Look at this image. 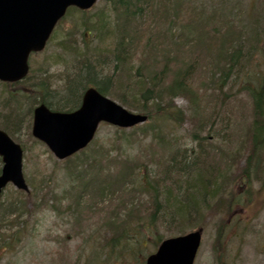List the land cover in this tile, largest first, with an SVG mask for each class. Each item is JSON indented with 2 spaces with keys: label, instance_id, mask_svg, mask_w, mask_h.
I'll use <instances>...</instances> for the list:
<instances>
[{
  "label": "rangeland",
  "instance_id": "rangeland-1",
  "mask_svg": "<svg viewBox=\"0 0 264 264\" xmlns=\"http://www.w3.org/2000/svg\"><path fill=\"white\" fill-rule=\"evenodd\" d=\"M174 1L176 0H160L156 6L157 14L154 16L146 14L140 17L141 25L150 23L152 27L158 29L161 26L159 18L167 11L170 3H175ZM181 2L184 6V16L188 15L185 25L188 21L190 25L186 28L183 37L185 40L178 41V46H187L186 35L190 32L197 33L199 30L207 32L208 26L215 25L223 19L242 28L251 44L254 46L258 44L256 49L251 50L253 64L250 74L253 75L257 68L264 71V40L256 42L257 36L264 37V0H181ZM108 7L105 0H99L86 15L69 12L55 28L46 49L30 57V73L27 79L10 88L0 83V127H5L8 130L7 133L13 134L12 139L25 148L24 176L46 181L41 185V195L52 196L57 193L60 197V204L56 205L58 211L49 202L39 211L27 214L28 216L20 213V219L11 231L10 227L5 228L10 235L4 238V243L9 245L0 249V264H145L146 257L155 253L161 240L172 237L171 235L174 234L178 236L195 231L198 228H202L201 244L193 264H264V147L257 151L254 157L255 162L252 166L250 165L247 172V179L236 180L235 177L247 164L243 157L244 151H247L246 129L252 119V102L241 91L239 82H229L223 92L231 97L226 101L224 99L225 105L218 109L222 101L220 93L217 90L205 91L206 88H216V82L215 84L208 82L210 74L207 70L208 66L193 69L190 77V82L195 89L203 88L200 93H202L201 98H205L202 102L199 101L201 120L209 119V114L218 109V114L225 117L224 120L219 118L218 122L224 123L227 128L225 132H221L217 127L219 130L217 133H210V136L214 137L211 142L209 141L214 154L205 156L206 161L202 164L206 168L213 166L214 171H217L207 176H215L223 170L227 174L225 179L228 182L223 184L219 195L214 200L210 197L206 198L201 205V197H199L197 211L193 210V214H190L194 222L189 227H186L183 232L171 233L178 221L172 219L169 212L165 211L163 201L164 197L168 196L166 192L169 190H171V197H175V188L169 189L171 178L181 183L185 178L174 175L170 168L165 169L169 160L168 150L179 148L186 153V150L191 151L195 148L191 134L199 119L194 120L193 125L190 112L180 125L167 124L164 127L161 122H158L161 130L155 137L149 132V127L152 125L149 119L143 125L122 132H117L115 128L108 125L100 126L96 133L95 144L97 148L102 149V168L100 169L107 171L111 185L99 193L94 183V191L83 194L82 204L78 208L74 207L75 200L72 194L67 195L64 192L67 190L64 188L76 184L77 179L74 178V174H71L74 165L69 162H59L30 134L32 111L40 102V92L36 87L43 83L46 86L44 90L49 95L46 99L54 105L64 98L66 79H70L74 74V67L70 65L73 62V54L62 55L58 46L61 42L70 41L75 42L79 49L82 48L84 46L82 19L89 18L90 22L97 21L102 24L114 23L115 15L109 11ZM137 24L138 21L129 23L130 29L138 32V38L132 44L134 52L131 50L134 60L126 67L130 70L129 75L136 72L134 69L137 68L138 58H141L142 54L144 60L146 59V69L150 73L158 67L159 63V60L151 58L148 49L144 47L145 39L140 36L144 27L139 29ZM168 28L164 30V33L169 31ZM85 41L88 40L85 38ZM90 49L95 50V48ZM104 49H110L107 40L103 41L102 49L99 48L97 52H94L95 56H100V66L96 69V73L100 72L101 75L111 74L113 70L112 63H109L112 59L107 56V51H103ZM199 52L193 50L192 53H188V57ZM180 65L177 61L170 63V72L163 83L172 79V73L174 74ZM202 82L205 85L201 87ZM123 86L124 84H117L114 93L120 95L124 90ZM28 89H33L34 92L29 94L26 91ZM139 102L143 101L139 100ZM174 102L177 107L187 110V101L184 98L177 97ZM131 112L139 111L131 110ZM197 134L201 136L203 132L197 131ZM163 142H169V145ZM223 143H227L231 150H237L233 155L228 148L224 147L225 156H221L226 160L224 162L216 154L220 152L216 148L223 146ZM91 148L93 147H88L76 157L81 159L82 155L89 152ZM211 157H215L213 159L217 161L216 164L210 163ZM188 162L186 171L189 170L190 163H197V157L189 159ZM124 163H136L137 167L143 171V176L129 172L122 176L126 178L125 188L128 189L126 194L120 191L119 183H113V180L117 178L114 173L121 172ZM198 165L203 168L200 164ZM210 171L213 172L212 168ZM127 178H158L151 179L157 182V184L153 183V190L157 203L160 205V207L157 206L160 211L155 213L157 215L155 218H151L154 211L152 201L154 194L144 191L146 184L137 182V186H134L135 181L130 182ZM195 179L187 178L182 188L188 189V184ZM164 180H168L169 184ZM100 185L104 188L103 184ZM148 186L151 187L152 183H148ZM215 186L211 185L212 188ZM10 188L13 187L7 186L2 194L6 196ZM223 193L234 201H230V207L226 210L218 208V211H212L213 203L223 197ZM228 194L231 195L228 196ZM26 201V208L31 210V197ZM70 207L74 210H70ZM134 207L136 208L133 210V217L130 215V210ZM122 219L125 221L120 225L118 221ZM119 225L120 230L126 228L125 239L112 250L110 241L107 239ZM13 230L15 232L18 230V234L12 235Z\"/></svg>",
  "mask_w": 264,
  "mask_h": 264
},
{
  "label": "trees",
  "instance_id": "trees-1",
  "mask_svg": "<svg viewBox=\"0 0 264 264\" xmlns=\"http://www.w3.org/2000/svg\"><path fill=\"white\" fill-rule=\"evenodd\" d=\"M159 1L160 0H113L114 12L117 17L112 28H110L109 23L101 24V22L97 21L90 22L89 18L82 19L81 29L83 32L84 46L79 49L75 45V42L70 41L61 42L58 46L62 55L73 54V62L70 65L74 67V74H72L70 79H66V94L64 98L62 97L63 99L54 105L47 101L46 98H49V95L45 92L44 88L46 89V86L43 83L40 84L38 89L41 103H44L55 111H71L79 106L83 90L89 85H94L101 94L113 96L127 108L147 114L148 119L152 121L149 132L154 137L157 133L159 134L161 130L158 127L160 126L158 122H161V125L164 127H166L167 124L180 125L186 119V116H188V112L191 113L193 125V121L199 119L196 126H194L195 130L191 134V138H193L195 142V148L191 151L186 150V153L179 148L169 149V160L165 165V169L166 167L170 168L171 173L174 175H179L182 178L184 176V182L187 178H196L191 181L192 183L190 182V184H188V189L185 187L182 188L184 182L181 183L171 178L172 181L169 185V189L172 187L175 188V197H171V190L166 192L168 196L164 197L163 202L166 207L165 211L167 210V212H169L172 219L178 221L176 222L177 226L171 230V233H177L183 232L186 227H189V225L194 222L190 214L197 211L198 204L200 203L199 197H201V205L206 198L210 197L211 200H214L219 195L223 184L227 182L225 180L227 174L223 170L219 171L215 176H207L210 173L213 174L214 167L211 166L213 170V172H211V168L204 167L205 165H203L202 162L205 163V156L209 157L214 154L210 144L212 141L211 139H214V137H211L210 133H217L219 130L225 132L227 128V125L218 122L219 118H222V120L225 118L218 114V109L223 107L225 101L231 97L226 92H223L224 87L229 82H239L241 91H243L249 97L250 102H252V119L250 120L248 129H246L247 140L245 146L247 147V151H244L245 155L243 157L247 164L241 168L238 176H235L236 180L247 179L249 167L253 165L257 151H259L264 144V71L261 68H257V70H254L253 75L250 74V68L253 64L251 50L252 48L256 49L258 44L255 46L251 44L248 41V37L244 35L242 28L237 27L233 22H227L223 19L219 20L220 23L218 22L215 25L208 26L205 23L209 27L207 32L202 30L197 31V33L190 32L186 35L187 46H178V41L185 40L183 38L185 36L184 32L190 25L189 21L187 25H185L188 15L185 14L186 17L184 16V6L181 0L174 1V5L170 3L168 9L171 16L163 14L159 18L161 26H159L158 29L152 27L150 23L141 25V21L137 16L142 17V11L145 9L151 11L153 7L158 5ZM137 21L139 29L144 27L143 33L140 35L145 39L144 47L148 49L151 58L159 60V63L157 65L158 67L154 68L153 72L150 73L146 69V59L144 60L142 54V57L138 58L139 62H137V68L134 69L136 72L129 75L130 70H127L126 67L134 60L131 54V50L133 51L132 44L138 38L137 30L130 29L129 23H137ZM166 28H168L167 30L169 31L164 33ZM85 38L88 41H85ZM104 40H107L110 49H104L103 51H107V56L112 59L109 63H112L113 68L112 73L107 75H101L100 72H98V74L96 73V69L100 66V56L94 55L96 50L103 48ZM262 40H264V37L257 36L256 42ZM90 48H95V50ZM193 50H198L200 52L199 54H193L188 57V53H192ZM172 61H177L181 65L176 68L174 74L172 73V79L167 83H163L170 72L169 65ZM201 66L203 68L209 67L207 69L210 72L208 82L211 81L213 84L216 82V88H206L205 91L217 90L222 97L220 107L214 113H210L209 119L206 120H201V104H199V101L202 102V99L205 98H201L202 93H200V90L203 88L195 89L190 82L193 69H197ZM117 84H124V90L120 95L114 93ZM204 85V82L200 84L201 87ZM5 86L10 87L9 85ZM110 90H112V92H109ZM176 97H182L187 101V110L181 109L174 104L173 100ZM139 100L143 102H139ZM148 103L149 106H147ZM217 127H219V130ZM2 128L6 129L5 127ZM116 131L122 132L123 130L117 129ZM197 131L203 132V135L198 136ZM163 143L169 145V142ZM91 147L93 148L89 149V152L83 154L81 159L75 156L66 161L74 165L71 174H74V178L77 180H75V185L64 188L67 190H63L67 195L68 193L72 194L75 200V208L81 206L82 196L85 192L94 191V183L99 193H102L104 189H107L111 185L107 171L100 169L102 168V149L97 148V144L95 143ZM224 147L227 149L229 146L227 143H223V146H218L216 148L220 151L216 154L223 162L226 161L221 158V156H225ZM228 150L230 153H233V155L237 151L234 149L231 150L230 148H228ZM195 156L197 157V163H190V166L188 165L189 170L186 171L188 160ZM213 158L215 157L210 158V163L213 162L216 164L217 161ZM126 172L143 176V171L137 167L136 163H124L122 171L114 173L117 178L113 180L114 184L119 183L118 186H120L122 194L128 193V189L125 188L127 185L125 181L126 178H122ZM127 179L130 182L135 181L134 186H137V182L144 185L146 184L144 191L147 190L150 194H154L152 200L154 211L151 218H155L157 216L155 213L160 211L157 206L160 207V205L157 203V199L155 198L156 195L153 190V183L157 184V182H153L151 179L158 178ZM26 180L31 191L28 196L24 195V193L15 191L13 192L15 196L12 195L13 197H11L8 195L3 198V201L0 199V249L6 247L4 238H6L8 233L5 231V228L7 226L10 227V231L14 229L21 215L28 216L27 214L29 213L39 211L46 206V204L48 205L49 202L51 206L58 211L56 205L60 204V197L57 193L52 196L50 194H40L42 190L41 185L46 183L45 180L38 181L35 178H26ZM164 182L168 183V180H164ZM148 183H152V186L149 187ZM100 184H103L104 188ZM212 184L216 186L212 188ZM226 195L227 194L223 193V197L218 198V200L213 203L212 211H218V208H225L226 210L230 207V201H234V199L231 197L228 198ZM229 195L231 194H228V196ZM29 197H31L32 200L31 210L26 208V199ZM181 197L185 199L181 200ZM131 207L133 206L131 205ZM135 208L136 207L130 210V215H134L133 210ZM69 209L72 211L74 210L71 207ZM186 219H188V221ZM124 221L125 220L122 219L119 220L118 223L121 225ZM120 225L116 226L111 237L107 239L110 241L112 250L117 248L121 241L125 239L126 228L124 227L120 230L118 229ZM150 225L153 224L150 223ZM13 232L15 231L11 233ZM3 243L4 246H2Z\"/></svg>",
  "mask_w": 264,
  "mask_h": 264
},
{
  "label": "water",
  "instance_id": "water-1",
  "mask_svg": "<svg viewBox=\"0 0 264 264\" xmlns=\"http://www.w3.org/2000/svg\"><path fill=\"white\" fill-rule=\"evenodd\" d=\"M96 0H0V80L14 82L25 77L27 57L43 49L56 21L68 6L87 9ZM146 116L131 114L89 89L81 107L73 113H54L43 104L33 113L32 135L44 142L58 159L71 156L93 138L99 122L121 128L143 123ZM3 168L0 190L12 183L27 191L21 173L22 151L0 131ZM201 230L167 239L146 264H192L200 245Z\"/></svg>",
  "mask_w": 264,
  "mask_h": 264
}]
</instances>
